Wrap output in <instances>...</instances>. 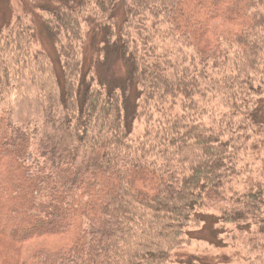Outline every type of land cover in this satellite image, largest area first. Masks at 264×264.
<instances>
[{
    "label": "trees",
    "instance_id": "16d2710c",
    "mask_svg": "<svg viewBox=\"0 0 264 264\" xmlns=\"http://www.w3.org/2000/svg\"><path fill=\"white\" fill-rule=\"evenodd\" d=\"M42 1L0 24V264H172L204 211L264 235V188L232 193L264 149V0Z\"/></svg>",
    "mask_w": 264,
    "mask_h": 264
},
{
    "label": "rangeland",
    "instance_id": "374dc122",
    "mask_svg": "<svg viewBox=\"0 0 264 264\" xmlns=\"http://www.w3.org/2000/svg\"><path fill=\"white\" fill-rule=\"evenodd\" d=\"M41 5H43L42 0H0V24L7 28L9 23L13 22L11 19L8 20L13 10L28 15L30 19L37 15L40 17L38 9ZM5 15H7L6 19ZM40 38L35 43L43 44L47 46V49L52 47L46 38L43 37L44 40ZM47 52L53 57L51 53L53 50L51 52L47 50ZM142 126V123L136 124L135 135L141 132ZM259 139L264 141L262 137ZM245 165L246 172L232 184V193L243 194L258 187L264 188V149L258 150L257 147L250 149ZM201 214L212 216L214 227H210L207 232H202L200 229L204 227L203 222L200 226L192 225L187 235L190 243L179 254V251L174 253L172 264H184L183 261L188 256L194 259H205L204 264H264V235L260 228L252 225L249 229L244 227L246 231L241 232L238 226L223 225L219 221L220 214L216 211H204ZM215 231L221 233L219 238L224 242L221 248L214 247L210 243ZM201 233H204L201 237L205 240L198 239Z\"/></svg>",
    "mask_w": 264,
    "mask_h": 264
}]
</instances>
